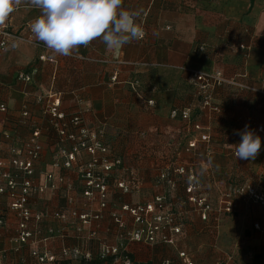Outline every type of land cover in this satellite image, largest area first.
Listing matches in <instances>:
<instances>
[{
    "label": "crops",
    "instance_id": "0c3cea01",
    "mask_svg": "<svg viewBox=\"0 0 264 264\" xmlns=\"http://www.w3.org/2000/svg\"><path fill=\"white\" fill-rule=\"evenodd\" d=\"M123 7L142 9L137 20L145 32L142 39L116 49L96 40L70 57L53 58L42 42L33 40L30 23L40 15L39 9L21 6L0 26V38L7 31L31 42L15 39L19 46L12 49L14 39H9L7 47L0 49V104L7 107V112L0 114V132L8 131L12 143L19 147L39 129L45 158L42 166L55 174L65 173L79 187L78 164L66 170L60 158L61 150H71V142L61 141L53 126L56 119L47 111L54 95H59L66 133L75 132L69 120L80 112L82 126L107 148V153L98 156L104 155L111 164L119 162L107 174V207L97 224L96 239L88 241L90 231L86 229L79 238L67 228L65 240L55 238L49 248L57 253L63 245L79 246L97 252L101 243L116 245L119 231L111 215H122L130 225V216L121 211L123 205L148 203L165 195L181 229L174 236L176 244L129 243L134 262L174 264L177 252L185 251L194 264H216L228 254L234 257L230 264H264L263 205L236 198L232 214L216 211L220 195L230 185L264 186V132L257 131L264 127V0H124ZM244 46L246 57L241 49ZM42 55L54 61L42 62ZM214 70L237 76L261 93L223 88L215 93L222 112H200L189 72ZM21 74H29L31 80L19 81ZM113 75L115 82L111 81ZM185 110L209 130V145L185 151L186 124L180 118ZM24 111L29 116L20 124ZM246 125L261 137V149L255 159L241 160L232 145L241 142L237 133ZM209 157L212 164L200 176ZM89 159L87 154L80 156L83 163ZM174 165L191 170L200 194L215 205L207 221L186 203V178L172 172ZM163 172L174 182L173 187L161 181ZM77 199L85 203L82 195ZM95 210L92 203L79 213ZM44 234L47 236V231ZM54 235L57 237L58 231ZM8 248L0 246L2 264H22L15 257L22 251L12 253V262L5 260ZM27 263L32 264V259Z\"/></svg>",
    "mask_w": 264,
    "mask_h": 264
},
{
    "label": "built area",
    "instance_id": "2783aa9c",
    "mask_svg": "<svg viewBox=\"0 0 264 264\" xmlns=\"http://www.w3.org/2000/svg\"><path fill=\"white\" fill-rule=\"evenodd\" d=\"M9 39H17L20 42H28L26 39L17 38L11 33L4 31L1 33L0 49L7 47ZM40 61L54 60L47 59L44 55L39 57ZM116 75L111 78L112 82L116 81ZM18 80L28 83L31 80L29 74L19 75ZM189 82L196 89L198 97V110L200 112L208 111V113H221V107L215 103L214 92L217 88L233 87L240 91H257L253 87L238 83L232 79H226L222 72L214 70L211 72L190 71ZM138 82H134L136 86ZM261 93L260 91H257ZM41 99L39 98V101ZM61 98L54 95L53 101L47 111L55 120L54 128L58 136L71 142V150H61L60 158L62 159L63 168L70 170L74 163L78 164V172L80 174V189L82 197L89 203L96 205L94 212L79 213L76 211H55L50 217L61 224L57 230V237L54 231H48V235L42 237L41 231L37 225L43 221V215L33 212L28 207L29 197L31 193L44 192L47 189L54 188L56 184H62L67 191L72 190L73 184L67 182L64 177H55L53 174L46 175L44 182L36 185L30 176L34 172V165L38 163L42 156V145L39 141V129H35L21 146L16 147L12 143V137L8 131L0 132V196L6 195L9 199L10 209L17 216L16 235L10 239V247L15 254L20 253L23 248L28 247L29 256L32 264H67L71 262H79L80 264H91L99 262L100 264H132L129 259L128 244L140 243L148 246L155 244L174 245V236L181 232L180 227L176 224L175 216L170 211L165 195L154 197L151 202L139 205L129 206L123 205L121 211L127 213L131 218V224H127L123 220L122 215L112 214L113 223L122 231L119 235L120 243L118 245H107L101 243L97 252L83 249L79 246L63 245L59 252H52L49 244L55 238L65 240L67 237V226L70 223L74 225V233L76 237H81L84 231H90L87 235L88 240H95L97 237L96 227L102 218V212L107 207V174L111 171L112 164L104 157L98 156V153H107V148L103 146L97 139V136L83 125L81 113L73 115L69 123L75 129L74 133H66V124L64 122L65 114L59 111ZM7 107L0 104V114H5ZM176 115V112L173 113ZM27 111L21 113L20 124H25L28 119ZM181 120L186 124L184 126L187 132V140L185 151L195 150L199 144L209 145L211 136L209 130L204 128L199 122L195 121L191 116L190 110L180 112ZM258 132H264V127L257 128ZM8 154L10 159L7 161L4 156ZM81 154H87L90 159L83 163L80 160ZM172 172L179 176H185L186 186V203L190 205L192 211L199 215L204 222L209 218V214L215 211V205L208 197L200 194V186L197 182L195 174L181 165H174ZM23 175V179L18 178ZM195 178L196 182L189 183V177ZM160 179L166 180L170 187H173V181L163 172ZM119 188H123L121 184ZM236 198H242L253 205L264 207V186H255L250 183L243 185H230L221 195L218 202L219 208L216 211H223L226 214H232L234 210V201ZM0 215V225H1ZM258 229L257 226H255ZM86 229V230H85ZM181 264H194L190 253L181 251L178 253ZM233 255L224 256V260L216 261V264H230ZM2 256L0 255V264H2Z\"/></svg>",
    "mask_w": 264,
    "mask_h": 264
},
{
    "label": "clouds",
    "instance_id": "9594fccd",
    "mask_svg": "<svg viewBox=\"0 0 264 264\" xmlns=\"http://www.w3.org/2000/svg\"><path fill=\"white\" fill-rule=\"evenodd\" d=\"M40 10V15L30 23L34 41L42 42L56 56L79 55L80 48L101 40L108 49H116L144 37L143 27L137 22L142 9L128 10L124 0H0V26L21 6ZM19 46L13 40L10 47ZM241 142L232 145L235 156L241 160L255 159L261 149V137L245 126L237 133ZM212 159L201 166L203 176ZM196 182L190 176L189 183Z\"/></svg>",
    "mask_w": 264,
    "mask_h": 264
},
{
    "label": "rangeland",
    "instance_id": "374dc122",
    "mask_svg": "<svg viewBox=\"0 0 264 264\" xmlns=\"http://www.w3.org/2000/svg\"><path fill=\"white\" fill-rule=\"evenodd\" d=\"M7 44H8V41H7ZM4 158L8 161L10 159V156L8 154H5ZM44 159L45 158L42 155L40 160L37 161L38 163H35L34 172L30 176V179L36 185H39L42 182H44L46 175L51 173L55 177L60 176V177L66 178L65 180H67V182H69V183H72L74 188L70 191H67L62 184L58 183L55 185L54 188L47 189L44 192L31 193V196L29 197V201H28V207H30V209L33 212H38V213H41L43 215V221L37 225L38 230L41 231L42 237H45V234H44L45 231H47V233H48V231H57V229H59V226L61 225L59 222L53 220L50 217L51 213H53L55 211L82 212V209H85L86 207H89V205H92V203L89 204L86 200H85V203L81 204V201H79L77 199L78 197L81 196L80 195L81 189L79 188L80 186L78 187V185H75L71 181L72 178L67 177V175L63 172H57L55 174L53 172L45 170V167L42 166L43 165L42 163H44ZM24 177L25 176L21 175L18 178V182L20 181V179H23ZM167 204H168L170 211H172V205L169 202H167ZM136 205H139V204H136ZM190 209H191V207H190ZM173 212L174 211H172L171 213H173ZM0 215H1V222H2L0 225V246H4L6 244L7 247H9L8 248L9 250H7V252H6L7 257L5 254V260L7 258L12 262L15 259L14 255H13L15 253L12 252L9 241L11 238H13L16 235V225H17V221H19V220H17V216L14 213V210L12 211L10 209L9 199L6 197V195L0 196ZM118 215H120V214H118ZM174 216H175V214H174ZM123 220L126 222V220L124 218H123ZM175 222L177 224V220H175ZM67 227L71 229L70 231H74L73 223H70ZM115 227L117 228L116 231H119V235H120V233L122 231L116 225H115ZM256 230H260V229H256ZM119 235H118V243L116 245H118L121 242L119 239ZM216 251L219 252L218 246L216 247ZM0 255H1V252H0ZM15 257H19V260L21 261L22 264H28L27 261H29V259H30L28 247L23 248L20 256H15ZM3 259H4V257H2V260Z\"/></svg>",
    "mask_w": 264,
    "mask_h": 264
},
{
    "label": "trees",
    "instance_id": "16d2710c",
    "mask_svg": "<svg viewBox=\"0 0 264 264\" xmlns=\"http://www.w3.org/2000/svg\"><path fill=\"white\" fill-rule=\"evenodd\" d=\"M200 49V48H199ZM241 49L244 51V56L246 57V53H247V48L244 46V47H241ZM220 72H222V74H223V76L226 78V79H232V80H235V81H237L238 83H244V84H246L245 82H243L242 81V79L240 80V78H238L237 76H227V75H225L224 74V72L222 71V70H219ZM242 77V76H241ZM191 85V84H190ZM192 86V85H191ZM192 88L194 89V91H195V94H196V89L192 86ZM223 88H227V87H221V88H217L216 90H215V92H214V96H215V93H216V91L217 90H220V89H223ZM196 97H197V95H196ZM216 97V96H215ZM214 97V98H215ZM197 100H199L198 99V97H197ZM216 103V102H215ZM216 104H218V103H216ZM219 105V104H218ZM220 107H221V105H219ZM221 109H222V107H221ZM243 184H246V183H243ZM243 184H236V185H243ZM234 185V184H233ZM256 226V225H255ZM255 226H254V228H255ZM174 242V245L176 244V241L174 240L173 241ZM158 244H159V242H158ZM158 244H155V245H158ZM159 245H163V244H159ZM174 245H170V246H174ZM178 253L179 252H177V260L174 262V264H181V260L179 259V257H178ZM128 256H129V259L131 260V262H132V264H143V263H136V262H134L133 260H132V257L130 256V254H128ZM233 259H234V257H233ZM91 264H100V261L99 262H93V263H91ZM145 264H150V263H145ZM165 264H172V262H168V263H165Z\"/></svg>",
    "mask_w": 264,
    "mask_h": 264
}]
</instances>
